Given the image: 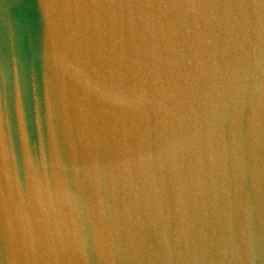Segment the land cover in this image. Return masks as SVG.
Listing matches in <instances>:
<instances>
[{
    "label": "water",
    "instance_id": "water-1",
    "mask_svg": "<svg viewBox=\"0 0 264 264\" xmlns=\"http://www.w3.org/2000/svg\"><path fill=\"white\" fill-rule=\"evenodd\" d=\"M0 62V264H247L264 0H0Z\"/></svg>",
    "mask_w": 264,
    "mask_h": 264
},
{
    "label": "snow or ice",
    "instance_id": "snow-or-ice-1",
    "mask_svg": "<svg viewBox=\"0 0 264 264\" xmlns=\"http://www.w3.org/2000/svg\"><path fill=\"white\" fill-rule=\"evenodd\" d=\"M53 0H41V9L42 14L47 15V9L51 5ZM81 2L90 4V5H105L109 3H127V4H151L156 3L158 0H81ZM97 26L101 24V19L97 18ZM11 41V46L13 49V56L10 57V63H12L13 58L16 61L17 66L22 65V58L16 54L17 44L19 42V32L18 30H13L11 35L8 37ZM2 63V62H0ZM8 90V81L6 73L3 70H0V116H2V111L4 104L6 103V96ZM4 135L2 129H0V137ZM245 259L247 264H264V240L261 241L258 249L254 247L253 244L249 245L245 249Z\"/></svg>",
    "mask_w": 264,
    "mask_h": 264
}]
</instances>
